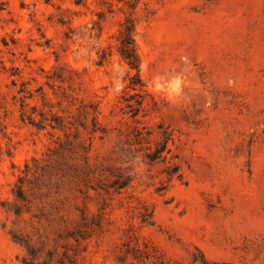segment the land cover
Wrapping results in <instances>:
<instances>
[{
  "label": "rangeland",
  "instance_id": "374dc122",
  "mask_svg": "<svg viewBox=\"0 0 264 264\" xmlns=\"http://www.w3.org/2000/svg\"><path fill=\"white\" fill-rule=\"evenodd\" d=\"M0 264H264V0H0Z\"/></svg>",
  "mask_w": 264,
  "mask_h": 264
},
{
  "label": "trees",
  "instance_id": "16d2710c",
  "mask_svg": "<svg viewBox=\"0 0 264 264\" xmlns=\"http://www.w3.org/2000/svg\"><path fill=\"white\" fill-rule=\"evenodd\" d=\"M133 31H134L133 26H130L127 28L126 38L121 42L120 50H121V54H122L123 58L130 65V67L135 68L137 70L139 67V57H138V54H137L135 47L132 43ZM167 139H170V138H167ZM166 147H167V145L164 146V148H163V144H160V147L157 148V153L158 154L162 153ZM175 174L179 176L178 169H176L172 172V175H175ZM119 179L115 183L120 188L126 187L127 185H129L131 183V178L128 176L124 177L123 180H119Z\"/></svg>",
  "mask_w": 264,
  "mask_h": 264
}]
</instances>
